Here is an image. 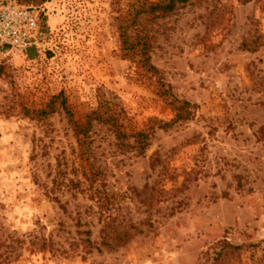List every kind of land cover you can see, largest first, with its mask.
I'll return each instance as SVG.
<instances>
[{
	"label": "rangeland",
	"instance_id": "374dc122",
	"mask_svg": "<svg viewBox=\"0 0 264 264\" xmlns=\"http://www.w3.org/2000/svg\"><path fill=\"white\" fill-rule=\"evenodd\" d=\"M133 1L0 0V264H264V0L146 17L156 73L121 49ZM97 108L147 136L92 120L90 183L73 124Z\"/></svg>",
	"mask_w": 264,
	"mask_h": 264
},
{
	"label": "trees",
	"instance_id": "16d2710c",
	"mask_svg": "<svg viewBox=\"0 0 264 264\" xmlns=\"http://www.w3.org/2000/svg\"><path fill=\"white\" fill-rule=\"evenodd\" d=\"M42 0H16L19 4L33 5L38 4ZM188 0H134L129 4V7L116 17L117 29L119 31V39L121 43V49L127 57L133 58L146 72L156 73L157 68L150 62L149 51L151 49V43L149 42L146 34L142 31V23L149 16L158 17L164 16L167 13L176 9L179 5H183ZM133 33V35H132ZM244 47H248L243 43ZM61 93L56 96H52V100L59 97ZM174 102V108L176 109L175 118L171 121L174 122L179 119H185L188 117V107L190 103L186 100H172ZM63 109L67 112L65 105ZM54 108L49 105L40 109L43 114L50 113ZM28 112H34V110H27ZM92 120H98L104 124H107L115 138L120 141H124L129 137H134V145L138 150L142 151L145 148V138L147 133L144 131H136L133 134L125 133L120 124L117 121V113L111 110L109 113L101 112L97 109L92 110L86 114L84 122H74V135L76 143L78 145V155L84 163V169L82 174L85 180H89L90 183L95 182L96 175L99 170L90 163L89 159L92 154L91 142L89 131L92 126ZM74 186H80V181L70 180ZM227 249L229 252L238 251L240 245H232L226 241L222 242V249Z\"/></svg>",
	"mask_w": 264,
	"mask_h": 264
},
{
	"label": "built area",
	"instance_id": "2783aa9c",
	"mask_svg": "<svg viewBox=\"0 0 264 264\" xmlns=\"http://www.w3.org/2000/svg\"><path fill=\"white\" fill-rule=\"evenodd\" d=\"M16 18L13 19V24L11 27H13L16 31H18V37L20 38L22 42V46L27 45L29 43V37L33 36V34H30V31H34V33H37V23L35 16H33L27 9H17ZM5 21L4 18H0V24H2Z\"/></svg>",
	"mask_w": 264,
	"mask_h": 264
}]
</instances>
